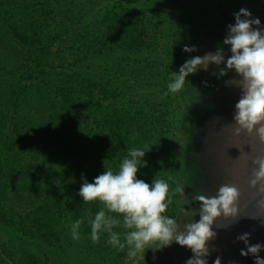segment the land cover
I'll return each instance as SVG.
<instances>
[{
    "label": "trees",
    "instance_id": "16d2710c",
    "mask_svg": "<svg viewBox=\"0 0 264 264\" xmlns=\"http://www.w3.org/2000/svg\"><path fill=\"white\" fill-rule=\"evenodd\" d=\"M51 1L65 9L54 11ZM125 1L132 0H0V51L25 59L13 66L0 53V264H44L9 235L51 245L64 222L78 219L90 253L115 262L128 255L108 244L107 233L92 242L88 220L104 206L79 195L85 179L117 172L128 150L141 148L132 116V27L120 21L132 25ZM144 172L137 179L151 185ZM170 198L168 217L176 219V194ZM113 230L123 241L126 230Z\"/></svg>",
    "mask_w": 264,
    "mask_h": 264
},
{
    "label": "rangeland",
    "instance_id": "374dc122",
    "mask_svg": "<svg viewBox=\"0 0 264 264\" xmlns=\"http://www.w3.org/2000/svg\"><path fill=\"white\" fill-rule=\"evenodd\" d=\"M50 4L53 10L55 5V9H65V3L57 5L51 1ZM121 9L132 10V25L127 24L129 19L125 16H121L120 21L123 27H132V116L139 120L142 131L137 140L146 150L139 171L145 170V179L159 178L170 187L185 188V195L190 200L195 192L201 191L198 167L190 155L191 145L197 137L198 120L208 114L216 103L215 97H219L225 81L234 72L229 71L227 76L220 77L219 68L213 75L211 71L215 65H209L207 70L201 68L190 75L179 93L165 95L167 86L173 74H178L180 67L192 56L202 57L215 52L217 47H223L226 58L232 55L230 46L224 45L223 40L228 34V26L235 24L234 14L241 9H247L251 18L260 20V29L264 33V0H132L123 2ZM84 13V10H78L75 14L77 17L84 15V19L87 16ZM136 43L140 48L135 49ZM185 46H194L198 51L186 53ZM0 53L13 66L19 67L25 62L19 53ZM176 202L178 213L175 220L181 228L191 219L197 221L196 216L191 217L188 213L193 208L198 209L199 202L185 204L178 193ZM168 212L171 209L167 210V216ZM63 228L62 238L51 245L29 237L23 242L15 240L11 234L9 237L24 244L44 260L41 261L44 264H186L193 256L191 249L175 241L167 245L156 241L135 257L127 255L115 262L90 253L80 234L78 240L72 239L68 222L63 223ZM224 228L213 225L216 236L207 244V264H215L217 258L221 264H255L252 254L241 255L242 249L247 251L243 241L239 246L240 257L231 249V230L224 231ZM7 232L4 231L2 236L6 243L11 242L6 237ZM248 243L264 245V240L254 238ZM259 256L264 258V248Z\"/></svg>",
    "mask_w": 264,
    "mask_h": 264
},
{
    "label": "clouds",
    "instance_id": "9594fccd",
    "mask_svg": "<svg viewBox=\"0 0 264 264\" xmlns=\"http://www.w3.org/2000/svg\"><path fill=\"white\" fill-rule=\"evenodd\" d=\"M234 16L235 24L228 26V34L223 40L224 45L230 46L232 55L226 58L223 47H217L215 52L202 57L192 56L180 67L178 74H173L165 95L179 93L190 75L201 68L207 70L209 65L219 68L220 77L235 71L239 79L227 80L225 84L239 88L241 96L235 105L234 122L221 128L222 139H218L216 145H231L226 149V154L231 161L240 162V175L223 182L217 180L213 185L214 191H197L190 200L185 195V188L177 186L173 194H180L185 204L199 202L200 205L188 213L191 217L199 215L200 219H191L181 228L175 219L165 214L172 202L169 184L159 178H155L151 185L137 179L146 150L131 148L117 172L107 169L95 177L92 183L85 179L80 188L79 195L84 203L99 201L104 206L94 218L88 220L93 243L99 242L101 233H107L108 244L119 250L127 247L128 255L135 257L156 241L163 245L175 241L193 252L186 264H207V244L216 236L214 224L228 227L242 216H248L242 214L244 201L254 203L256 208L264 212V33L260 29V20L251 18L247 9H241ZM183 50L186 53L198 51L194 46H185ZM233 148L239 151L236 158L229 155V150ZM250 217L259 219L264 214ZM82 223L78 219L71 225L72 239H79ZM120 226L126 230L123 241L121 234L113 230ZM237 239L247 247V251L241 250V255L252 254L255 264H264V258L259 256L264 245L249 244L247 233ZM215 264H221L220 258L215 260Z\"/></svg>",
    "mask_w": 264,
    "mask_h": 264
},
{
    "label": "water",
    "instance_id": "95a60500",
    "mask_svg": "<svg viewBox=\"0 0 264 264\" xmlns=\"http://www.w3.org/2000/svg\"><path fill=\"white\" fill-rule=\"evenodd\" d=\"M217 68L215 65L211 74L215 75L214 73H216ZM232 73V77H229L228 80L233 78L239 79L235 71H232ZM221 90L219 97H215L216 103L207 112L208 114L199 118L197 124L198 130L196 131L197 137L191 145L190 155L198 167L201 190L207 189L214 191L213 185L217 180L223 182L225 179H235L240 175V162L231 161L226 154V149L231 145L228 143L216 145V142L218 139H222L220 135L221 128L225 124L234 122L235 105L240 99L241 90L235 86H227L226 84ZM226 133L227 129H225ZM229 155L232 158H236L239 155V151L235 148L230 149ZM218 168L219 171H217ZM246 203L247 206H245ZM242 214L248 216H242L237 222V225L233 223L223 229L224 231L231 230V238L229 237L232 243L231 249L237 251L239 257V251L241 249L239 246L242 243L237 239L238 236L247 233L250 237L249 241H252L254 238L256 240H264V217L259 219L250 217L262 215L264 212L256 208L254 203L244 201L242 202ZM196 219L197 221L200 219L199 215H196ZM235 242H239L237 243L238 246ZM232 253L234 252L232 251Z\"/></svg>",
    "mask_w": 264,
    "mask_h": 264
}]
</instances>
